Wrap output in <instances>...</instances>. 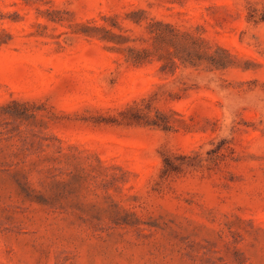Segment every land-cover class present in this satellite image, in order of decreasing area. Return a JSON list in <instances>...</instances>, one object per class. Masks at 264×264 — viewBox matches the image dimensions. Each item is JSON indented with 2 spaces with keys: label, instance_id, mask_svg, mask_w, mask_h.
<instances>
[{
  "label": "rangeland",
  "instance_id": "374dc122",
  "mask_svg": "<svg viewBox=\"0 0 264 264\" xmlns=\"http://www.w3.org/2000/svg\"><path fill=\"white\" fill-rule=\"evenodd\" d=\"M0 264H264V0H0Z\"/></svg>",
  "mask_w": 264,
  "mask_h": 264
}]
</instances>
